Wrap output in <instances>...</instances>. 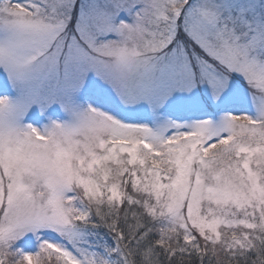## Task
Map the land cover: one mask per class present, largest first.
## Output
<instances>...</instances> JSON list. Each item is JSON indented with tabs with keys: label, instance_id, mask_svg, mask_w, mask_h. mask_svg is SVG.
Here are the masks:
<instances>
[{
	"label": "snow or ice",
	"instance_id": "1",
	"mask_svg": "<svg viewBox=\"0 0 264 264\" xmlns=\"http://www.w3.org/2000/svg\"><path fill=\"white\" fill-rule=\"evenodd\" d=\"M0 264H264V0H0Z\"/></svg>",
	"mask_w": 264,
	"mask_h": 264
}]
</instances>
